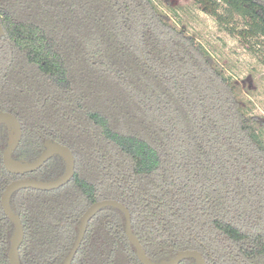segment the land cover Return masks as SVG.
<instances>
[{"label": "trees", "instance_id": "trees-1", "mask_svg": "<svg viewBox=\"0 0 264 264\" xmlns=\"http://www.w3.org/2000/svg\"><path fill=\"white\" fill-rule=\"evenodd\" d=\"M191 1L264 66V0ZM0 25V112L22 129L12 157L31 162L49 139L75 160L65 185L12 194L20 264H62L101 200L127 208L153 262L196 250L206 264H264V121L153 0H0ZM7 138L0 125V200L18 178L64 173L54 156L10 174ZM13 228L0 203V264ZM71 264H141L119 210L97 212Z\"/></svg>", "mask_w": 264, "mask_h": 264}, {"label": "water", "instance_id": "water-1", "mask_svg": "<svg viewBox=\"0 0 264 264\" xmlns=\"http://www.w3.org/2000/svg\"><path fill=\"white\" fill-rule=\"evenodd\" d=\"M0 35H2L1 25ZM0 125H5L9 132L7 145L2 153V161L4 168L10 174L23 175L25 173L33 172L40 168L53 155L60 156L65 163V171L63 175L55 180L47 182L37 181L34 179L15 180L11 182L2 193L0 200L2 210L14 227L12 236L10 238V247L8 251L9 264H20L18 250L23 241L24 232L20 218L13 212L10 207V198L12 194L21 189L50 191L65 185L69 182L74 174V158L71 151L67 147L57 144L56 142L45 141V150L34 161L23 162L14 160L12 158V153L17 148L21 139L20 124L11 114L0 112ZM104 207L115 208L124 215L126 238L128 242L133 246L135 255L141 264H180L182 261L187 259H193L195 264H206L202 255L196 250L179 251L174 258L161 262L151 261L147 257L138 238L131 231L130 214L127 208L118 201L114 200H102L95 202L85 210L79 220L75 242L62 264L72 263L74 256L85 235L89 221L97 214L100 209Z\"/></svg>", "mask_w": 264, "mask_h": 264}, {"label": "rangeland", "instance_id": "rangeland-1", "mask_svg": "<svg viewBox=\"0 0 264 264\" xmlns=\"http://www.w3.org/2000/svg\"><path fill=\"white\" fill-rule=\"evenodd\" d=\"M178 29L201 44L226 76L238 86V98L249 116L264 121V66L243 48L236 37L217 26L191 0H153Z\"/></svg>", "mask_w": 264, "mask_h": 264}, {"label": "flooded vegetation", "instance_id": "flooded-vegetation-1", "mask_svg": "<svg viewBox=\"0 0 264 264\" xmlns=\"http://www.w3.org/2000/svg\"><path fill=\"white\" fill-rule=\"evenodd\" d=\"M2 33H3V32H2ZM0 36H1V35H0ZM3 113H8V112H3ZM9 114H10V113H9ZM11 115H12V114H11ZM12 116H13V115H12ZM16 120H17V119H16ZM17 121H18V120H17ZM18 122H19V121H18ZM19 124H20V123H19ZM4 126H5V125H4ZM5 127H6V126H5ZM20 128H21V125H20ZM6 129H7V127H6ZM7 130H8V129H7ZM8 134H9V132H8ZM21 138H22V129H21ZM7 139H8V138H7ZM20 141H21V139H20ZM45 141L55 142V141H52V140H49V139L44 140V142H43V150L40 152V154L45 150V148H44V143H45ZM56 143H57V142H56ZM19 144H20V142H19ZM19 144H18V146H19ZM57 144H60V143H57ZM6 145H7V142H6ZM60 145H62V144H60ZM18 146H17V147H18ZM63 146H64V145H63ZM65 147H66V146H65ZM5 148H6V147H5ZM5 148H4V149H5ZM67 148H68V147H67ZM16 149H17V148H16ZM16 149H15V150H16ZM68 149H69V148H68ZM15 150H14V151H15ZM69 150H70V149H69ZM14 151H13V153H14ZM70 151H71V150H70ZM13 153H12V155H13ZM71 153H72V152H71ZM40 154H39V155H40ZM39 155H38V156H39ZM72 155H73V154H72ZM38 156H37V157H38ZM54 156H58V155H53L52 157H54ZM37 157H36V158H37ZM52 157H51V158H52ZM59 157H60V156H59ZM12 158H13V157H12ZM36 158H35V159H36ZM51 158H50V159H51ZM60 158H61V157H60ZM73 158H74V157H73ZM13 159H14V158H13ZM35 159H34V160H35ZM14 160H16V159H14ZM34 160H33V161H34ZM18 161H22V160H18ZM47 161H48V160H47ZM47 161H46V162H47ZM63 161H64V160H63ZM23 162H24V161H23ZM31 162H32V161H31ZM46 162H45V163H46ZM45 163H44V164H45ZM44 164H43V165H44ZM64 164H65V163H64ZM43 165H42V166H43ZM42 166H41V167H42ZM74 166H75V160H74ZM38 169H39V168H38ZM35 171H36V170H35ZM64 171H65V168H64ZM33 172H34V171H33ZM30 173H32V172H30ZM26 174H28V173H25V174H23V175H16V176L22 177V176H24V175H26ZM13 175H14V174H13ZM62 175H63V174H62ZM62 175H61V176H62ZM61 176H60V177H61ZM58 178H59V177H58ZM20 179H33V178H18V179H16V180H20ZM56 179H57V178H56ZM34 180H36V179H34ZM53 180H55V179H53ZM14 181H15V180H14ZM37 181H44V180H37ZM50 181H51V180H50ZM12 182H13V181H12ZM45 182H47V181H45ZM41 191H42V190H41ZM101 201H102V200H101ZM97 202H98V201H97ZM199 253H200V252H199ZM200 254H201V253H200ZM202 257H203V256H202ZM203 259H204V258H203ZM205 263H206V262H205Z\"/></svg>", "mask_w": 264, "mask_h": 264}]
</instances>
